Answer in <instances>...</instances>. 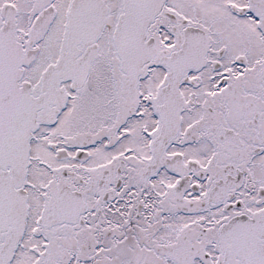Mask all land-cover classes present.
I'll list each match as a JSON object with an SVG mask.
<instances>
[{
  "label": "snow or ice",
  "instance_id": "obj_1",
  "mask_svg": "<svg viewBox=\"0 0 264 264\" xmlns=\"http://www.w3.org/2000/svg\"><path fill=\"white\" fill-rule=\"evenodd\" d=\"M0 264H264V0H0Z\"/></svg>",
  "mask_w": 264,
  "mask_h": 264
}]
</instances>
